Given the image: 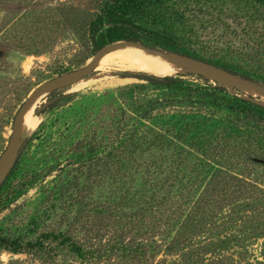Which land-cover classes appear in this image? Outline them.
I'll return each instance as SVG.
<instances>
[{"label":"trees","instance_id":"trees-1","mask_svg":"<svg viewBox=\"0 0 264 264\" xmlns=\"http://www.w3.org/2000/svg\"><path fill=\"white\" fill-rule=\"evenodd\" d=\"M85 1L48 11L53 31L80 36L90 54L133 41L264 84V0ZM208 7L211 27L235 37L195 28L194 14ZM136 78L144 83L46 109L60 111L22 147L0 211L59 173L25 224L0 227V252L44 264H251L250 247L264 239V107L207 80ZM54 216L60 228L42 230Z\"/></svg>","mask_w":264,"mask_h":264},{"label":"rangeland","instance_id":"rangeland-1","mask_svg":"<svg viewBox=\"0 0 264 264\" xmlns=\"http://www.w3.org/2000/svg\"><path fill=\"white\" fill-rule=\"evenodd\" d=\"M86 3L88 2L85 0H0V79L3 80L0 86H5V88L0 89V91H4L7 94V99L9 101L6 105V109L3 108V104H0V115H10L9 122L5 121L0 127V149L1 147H6L11 134L13 123L11 116L15 117L18 109L30 92L44 82L83 67L95 54H90V50L85 47L84 39L80 36L73 35L70 32L53 31V23L55 22H53L54 20L51 17V13L48 11L51 8L67 6L69 4L84 6ZM193 17L195 28L203 35L209 37V32L212 30L215 31V35H217L220 40H226L229 37L233 38L236 35L231 33V30H223V27H211V23H209V7L196 12ZM39 19H42V21H39ZM41 27H46L45 31L42 32L43 36L35 38L34 35L38 34ZM226 27L234 26L230 25ZM13 40H16V43H20L18 46H21V49H14L7 44V42ZM157 57L162 58L160 56ZM66 70L69 71L64 72ZM119 71L129 73L133 70L118 68L110 64L97 63L96 70L87 78L94 81L91 86L83 89H73L72 86H70L56 93L43 94V98L36 104V113L40 118L39 125L57 116L58 111H60L56 109L52 112H46V110L43 113L38 112V109L43 103L49 101L56 95H60L58 101L61 102L60 105L64 104L63 109H68L71 106L75 107L79 105L83 100L82 95L91 97L118 87L144 83L143 80L133 77L130 74L121 76L117 74ZM172 77H181L193 83H203L205 80L184 73ZM208 82L214 86L218 85L211 81ZM74 93H78L80 96L71 103L63 102L68 95ZM232 95H237L239 97L251 95L255 99L264 102V92L254 89H248L245 93H236ZM16 98L22 100L21 104L18 105ZM26 138L24 139L23 147L26 144ZM58 173L59 169L42 180H39L32 187L27 188L8 207L0 211V227L4 228L6 225L9 227L15 222L21 225L25 224L26 221H28V216L36 211L37 207L44 199V195L42 194L43 186H48L47 182L55 178ZM1 222L3 224H1ZM47 228H60L58 216H54L44 223L42 230ZM263 243L264 239H259L254 241L253 245L250 247V254L253 255V257L250 258L251 264H255V260L262 261L261 250H264ZM0 264L44 263L34 259L29 254L15 255L2 251L0 252Z\"/></svg>","mask_w":264,"mask_h":264},{"label":"water","instance_id":"water-1","mask_svg":"<svg viewBox=\"0 0 264 264\" xmlns=\"http://www.w3.org/2000/svg\"><path fill=\"white\" fill-rule=\"evenodd\" d=\"M126 46H131L139 48L141 50L147 51L152 54L159 55L167 60L173 61L183 67L184 74L197 76L207 81H211L215 84H218L221 87L226 88L231 94L236 93H245L248 89L254 90H264V84L258 83L256 81L242 77L241 75L232 73L228 70H225L216 65L204 62L197 58L189 57L183 54L171 52V51H162L158 49H149L140 43L133 41H119L102 47L97 50L92 58L83 66L78 69L72 70L70 72L64 73L54 79H51L47 82H44L38 85L33 89L30 94L27 96L26 100L18 109L12 123L11 134L9 136L6 147L0 155V187L9 177L11 171L15 167V164L19 158L20 152L23 147L24 139H28L29 136H22L19 134L20 124L23 120V117L29 108V106L34 102V100L39 96V94L46 92L47 94L56 93L62 91L70 86L75 85L77 82L87 79L95 70L97 63L101 60L102 57L108 53L120 49ZM117 74L124 76L130 74L133 77L136 76H154L157 78H165L172 76L160 77L152 75L142 71H131L129 73L119 71ZM241 98L249 100L253 103H256L264 107V102L255 99L253 96H241ZM60 99V95H56L51 98L49 101L43 103L38 109L39 113L44 112L49 106L53 105Z\"/></svg>","mask_w":264,"mask_h":264},{"label":"bare ground","instance_id":"bare-ground-1","mask_svg":"<svg viewBox=\"0 0 264 264\" xmlns=\"http://www.w3.org/2000/svg\"><path fill=\"white\" fill-rule=\"evenodd\" d=\"M151 54V55H150ZM155 55V56H154ZM159 55L149 53L135 47H125L123 49L110 52L98 62V64H110L118 68L148 72L156 76H175L184 73L183 67ZM161 57V56H160ZM97 67V66H96ZM92 79H83L72 86L73 89H83L93 84ZM263 91L264 90H258ZM252 93V92H251ZM255 93V92H253ZM43 92L34 100L27 109L20 124L19 134L22 136L31 135L39 125L40 118L36 113V104L43 98ZM250 94V93H249Z\"/></svg>","mask_w":264,"mask_h":264}]
</instances>
